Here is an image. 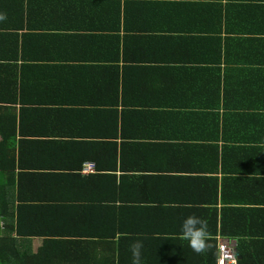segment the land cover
<instances>
[{
  "label": "crops",
  "instance_id": "obj_1",
  "mask_svg": "<svg viewBox=\"0 0 264 264\" xmlns=\"http://www.w3.org/2000/svg\"><path fill=\"white\" fill-rule=\"evenodd\" d=\"M247 3L0 0V180L86 213L71 229L95 264H132L137 239L142 264H217L222 244L264 264L263 192L236 177L263 178L264 163L230 172L196 148L251 147L238 114L264 111V12ZM189 216L208 221L204 254L181 238Z\"/></svg>",
  "mask_w": 264,
  "mask_h": 264
},
{
  "label": "trees",
  "instance_id": "obj_2",
  "mask_svg": "<svg viewBox=\"0 0 264 264\" xmlns=\"http://www.w3.org/2000/svg\"><path fill=\"white\" fill-rule=\"evenodd\" d=\"M258 1L264 0H250V3L245 4L252 18L256 17L259 11L264 12V3H258ZM168 3H164L162 7H166ZM146 22L147 19L142 18L141 14L131 20V23L139 24V26L143 27ZM75 79H77L75 83L81 88L80 92L82 94V78L78 77ZM255 80L254 78L252 79V81ZM260 80H262V77L258 78V81ZM88 102L94 103L92 100H88ZM250 105L253 109H250L251 113L238 114V116L239 120L245 123L247 121L254 122L250 124L252 128L249 131V133L254 132L249 134L252 139L248 141L252 143L251 147L247 145H224V149H221L218 144L220 140L218 135H216L215 139L211 135L208 136L209 140H211L209 145L201 144L204 146L203 148L196 146L202 151L209 150L210 155L207 156L214 157L212 158L214 163L219 162L220 157H222V162L228 166L226 170H230V172L239 171L234 170L237 169L236 167L227 165L230 160H241L240 158H243L244 160L242 161H245L247 165L242 168L252 171L259 168V164L264 163V111L257 113L256 108L259 106L253 102ZM92 110L95 112V107L90 109V111ZM194 115L200 119V124H204L203 120H201V115ZM216 123H219L217 118ZM243 132L241 127L240 133H235L234 135H240ZM207 146L209 147L206 149ZM236 177L244 180L241 181L244 187L253 185L261 189L264 198V177ZM15 180V173L7 176L5 180H0V264H95V261L82 255V248H84L82 234L73 233L71 229L72 223H82V218L86 213H81L78 210L75 212H60L55 210L50 204L39 202L37 197L41 191L39 190V193L33 196L35 190L38 189L34 188L36 184L27 185V188L23 186L16 193L17 182L15 185ZM43 181L44 179L41 178L40 184H44ZM28 189H31L30 192L21 191ZM16 199L19 200V203H16ZM56 209L59 208L56 207ZM59 215H62L61 218H59ZM32 223H37L38 228L29 227ZM48 226H52L49 235L47 230H41V228L45 229ZM56 226L59 228H56ZM115 234L116 232L113 233V235ZM99 235H102V233L100 232ZM38 236L43 237L42 243L39 246H35L34 238Z\"/></svg>",
  "mask_w": 264,
  "mask_h": 264
},
{
  "label": "clouds",
  "instance_id": "obj_3",
  "mask_svg": "<svg viewBox=\"0 0 264 264\" xmlns=\"http://www.w3.org/2000/svg\"><path fill=\"white\" fill-rule=\"evenodd\" d=\"M6 19V14L0 13V21ZM181 238L189 242L191 249L197 254L206 253L211 245L209 239V225L207 219L197 216H189L181 224ZM132 253V264H142L143 241L135 240L130 246ZM223 264V261H218ZM231 264H236L235 259H231Z\"/></svg>",
  "mask_w": 264,
  "mask_h": 264
},
{
  "label": "built area",
  "instance_id": "obj_4",
  "mask_svg": "<svg viewBox=\"0 0 264 264\" xmlns=\"http://www.w3.org/2000/svg\"><path fill=\"white\" fill-rule=\"evenodd\" d=\"M87 166L91 167L92 164L90 165L89 163H87ZM90 169H92V168H90ZM90 169H85V171H89ZM232 258H234L236 264H238V258H237L236 254L234 252V249L231 248L227 244L220 245L217 264H218V261H220V260L223 261V264H231V259Z\"/></svg>",
  "mask_w": 264,
  "mask_h": 264
}]
</instances>
